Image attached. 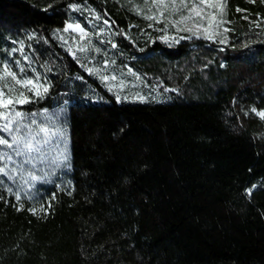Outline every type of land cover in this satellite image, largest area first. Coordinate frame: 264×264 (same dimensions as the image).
I'll use <instances>...</instances> for the list:
<instances>
[{
  "label": "trees",
  "instance_id": "trees-1",
  "mask_svg": "<svg viewBox=\"0 0 264 264\" xmlns=\"http://www.w3.org/2000/svg\"><path fill=\"white\" fill-rule=\"evenodd\" d=\"M145 1L0 0V32L32 35L53 69L47 93L16 109L58 108L71 181L40 197V214L0 189V264H264V119L252 111H264V0H223L224 44L172 46L148 29ZM73 5L109 22L159 99L101 89L107 102L54 106L66 77L86 76L53 36L66 21L88 28Z\"/></svg>",
  "mask_w": 264,
  "mask_h": 264
},
{
  "label": "rangeland",
  "instance_id": "rangeland-1",
  "mask_svg": "<svg viewBox=\"0 0 264 264\" xmlns=\"http://www.w3.org/2000/svg\"><path fill=\"white\" fill-rule=\"evenodd\" d=\"M145 3L147 16L154 17L152 20L148 19V29L158 32L157 39L167 46L190 38H202L219 44H224L220 41L223 39L225 42L227 39L230 27L224 17L223 10L221 15L219 7H208L204 0H183V4L181 0H164V7L154 5L152 0H146ZM208 3L219 5L223 4V0H208ZM70 8L86 21L88 28L77 20L66 21L60 30L53 33V36L59 41L61 47L69 51L76 59L79 66L85 70L87 77L80 73L66 77L54 96V106H58L60 102H66L72 94L80 95L91 101L107 102L101 94V89L113 94L116 99L119 96V101H141L140 97L144 98L143 101L148 100L149 97L159 99L156 94L151 93L145 87L144 78L124 61L116 48L112 47L115 44V31L110 27L109 22L104 23L106 20L95 13L83 11L80 8L74 10L72 6ZM197 13L209 15L206 19H201V15H197ZM94 16H98L99 19H94ZM213 16L217 20L222 19L224 23L219 27L209 28L210 21L215 25ZM164 18L167 20V24L161 23ZM68 24H80L87 36L81 40L78 31L69 29L65 32L64 29ZM160 24L162 27H159ZM197 25L200 26L197 27ZM185 29H191V31ZM205 29L213 34L212 39L206 38ZM31 38L32 35L26 38L10 37L0 32V77L3 76L4 65L7 64L13 72L17 73L19 79H32L38 85H43L49 90L52 79L50 74L53 73V69L46 60L40 59L38 54L33 51ZM82 47L83 51H81ZM13 49L16 51H12ZM21 68H23L22 73L20 72ZM89 69L95 71L90 72ZM104 76L108 77L107 81L102 79ZM112 77L116 79L113 80ZM7 82L14 85V81H11L10 77ZM3 83L4 81L0 80V87L3 86ZM15 87L20 91H26L21 85H15ZM41 92H43L42 88ZM15 94L10 93V95ZM26 95L30 100L37 97L27 91ZM58 111V108L42 110L39 115L23 121L30 123L31 119L36 120V125L32 126L33 136L37 134L39 128H47L49 133L63 131L64 136L49 135V142L40 144L39 153H24L17 156L14 149H4L0 146V152H8L12 155V161H4L8 165L9 174L0 175L2 193L13 196L16 204L27 206L35 214L46 211V202L41 201L40 197L44 196L47 200L50 194L52 195L55 191H67L71 188L68 175L67 132L57 118ZM0 136L7 138L5 133H0ZM44 136L45 134L40 133L39 139L43 140ZM65 154L67 160H65ZM0 166L3 164L0 163ZM33 175L37 177L35 181L30 178ZM249 192L250 190H248ZM17 195L20 196L19 200ZM33 209L36 211L33 212Z\"/></svg>",
  "mask_w": 264,
  "mask_h": 264
},
{
  "label": "snow or ice",
  "instance_id": "snow-or-ice-1",
  "mask_svg": "<svg viewBox=\"0 0 264 264\" xmlns=\"http://www.w3.org/2000/svg\"><path fill=\"white\" fill-rule=\"evenodd\" d=\"M152 3L154 5H157L159 7H164V0H152ZM181 3L183 4V0H181ZM204 3L208 7H219L221 9V15L222 10L225 7L224 4L219 5H212L208 3V0H204ZM74 10L78 8L77 5L72 6ZM194 10V9H193ZM238 11H240L238 9ZM197 15H201L200 13H197ZM209 14L201 15V19H206ZM94 19H99L98 16H94ZM146 19L152 20L154 19L153 16H147ZM213 21L215 22V25L210 21L209 22V28L216 26L219 27L220 24L224 23L222 19L217 20L215 16H213ZM104 23H108V21H104ZM200 25H197L199 27ZM69 29L73 31H78L80 33V39L83 40L87 33L85 32L84 28L81 27L80 24H68L64 31L67 32ZM187 31H191V29H185ZM225 31H228V29H225ZM206 38L212 39L213 34L209 33L208 29H205ZM221 43H224V40L222 39L220 41ZM112 47H116L115 44L112 45ZM12 51H16V49H13ZM81 51H83V47L81 48ZM98 51V49H97ZM27 59V57H25ZM17 64H19V61H17ZM90 72H93L95 70L89 69ZM20 72H23V68L20 69ZM11 78V81H14L13 84H9L8 78ZM104 81L108 80L107 76H104L102 78ZM113 80H115V77H112ZM0 80H3V86L0 87V133H5L7 135V138L5 136H0V146H2L4 149L15 150V155L19 156L24 153H39L40 152V144H47L49 142V135H60L64 136V133L62 130H60L57 133H49V129L47 128H39L38 132L35 136L32 135V126L36 125V120L31 119L30 123H25L23 121L27 120L28 118L25 116V114L21 111L16 110V105H24L27 103H30V98L28 95H26L27 92H32L35 96L40 97L43 95V93H47L48 89L47 87H44L43 85H38L34 80L32 79H19L16 72H13L10 67L5 64L3 67V76L0 77ZM38 80V78H37ZM15 85H21L23 86L26 91H20L18 90ZM41 88L43 89V92H41ZM7 89V91H5ZM10 93H16L15 95H10ZM141 101H143V97H140ZM117 100H120V97L117 96ZM253 112H256V114L264 119V111L257 112L256 109H252ZM33 116L36 114L33 113ZM43 133L45 134L43 140L39 139V134ZM65 160H67V155L65 154ZM4 161H12V155H10L8 152H0V163L3 164V166H0V175H8V165L7 163H4ZM31 180L35 181L37 179L36 176H31ZM17 199H20V196L17 195ZM36 210L33 209V212Z\"/></svg>",
  "mask_w": 264,
  "mask_h": 264
}]
</instances>
